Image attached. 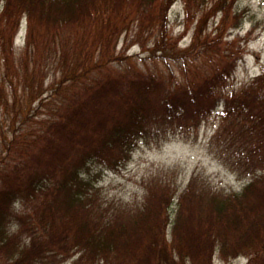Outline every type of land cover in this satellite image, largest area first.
<instances>
[{
	"label": "trees",
	"instance_id": "1",
	"mask_svg": "<svg viewBox=\"0 0 264 264\" xmlns=\"http://www.w3.org/2000/svg\"><path fill=\"white\" fill-rule=\"evenodd\" d=\"M177 1L0 0V264H264V72L232 88L249 40L229 38L236 0H183L184 47ZM214 114V147L248 177L242 189L194 177L178 197L151 186L140 206L100 198L104 170Z\"/></svg>",
	"mask_w": 264,
	"mask_h": 264
},
{
	"label": "rangeland",
	"instance_id": "2",
	"mask_svg": "<svg viewBox=\"0 0 264 264\" xmlns=\"http://www.w3.org/2000/svg\"><path fill=\"white\" fill-rule=\"evenodd\" d=\"M235 10L242 16L240 27L229 30V38H248L243 41V56L238 61L232 80V88L241 89L256 76L264 72V0H236ZM186 10L183 0H178L169 13L170 30L173 36L181 37L179 45H189L192 30L186 29ZM220 17L213 19L212 29ZM196 23H193V26ZM27 34V22L24 20L17 35L16 43L22 44ZM124 37L119 48H123ZM126 50L129 54L148 55L139 44L130 42ZM222 111V107L219 108ZM221 125V117L212 115L203 121L198 129L182 134L171 135L159 143L148 142L140 145L127 165L118 171L104 170L98 184L99 196L113 207L124 205L140 206L146 198L148 189L159 183L169 184L178 197L198 178V185L205 184L215 191L229 193L239 191L248 181L240 176L218 154L214 147L218 143L215 136ZM98 169V168H97ZM156 188V187H152ZM247 258L240 257L226 262L215 256L214 264H246ZM43 264H71L67 262H48Z\"/></svg>",
	"mask_w": 264,
	"mask_h": 264
}]
</instances>
